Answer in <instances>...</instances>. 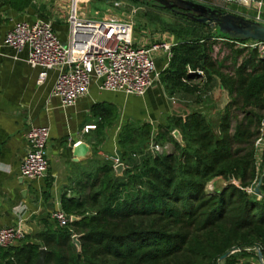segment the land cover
<instances>
[{
	"label": "trees",
	"instance_id": "16d2710c",
	"mask_svg": "<svg viewBox=\"0 0 264 264\" xmlns=\"http://www.w3.org/2000/svg\"><path fill=\"white\" fill-rule=\"evenodd\" d=\"M4 4L15 12L31 7L30 0ZM175 17L192 29L170 32L178 42L160 82L170 97H189L195 105L204 104L217 82L230 99L217 124L192 110L156 132L147 124L124 126L121 175L111 160H94L74 183L73 196L61 199L62 213L79 220L64 227L44 221L20 245L0 249V264H35L40 249L44 264H253L256 248L264 254V197L248 193L262 175L255 142L264 121V60L256 49L237 48L208 26ZM216 39L229 50L220 61L213 59ZM165 144L171 153H152L150 145ZM217 179L225 185L216 182L208 193ZM234 248L241 251L218 263Z\"/></svg>",
	"mask_w": 264,
	"mask_h": 264
},
{
	"label": "crops",
	"instance_id": "0c3cea01",
	"mask_svg": "<svg viewBox=\"0 0 264 264\" xmlns=\"http://www.w3.org/2000/svg\"><path fill=\"white\" fill-rule=\"evenodd\" d=\"M191 1L235 13L232 7L226 9L224 0ZM51 14L53 17L44 16L32 8L15 12L0 2V226L16 228L22 223L31 230L29 235L41 231L44 221L54 223L52 215L62 212V196H73L74 183L91 169L94 160L112 161L119 157L118 140L124 126L147 124L156 132L169 118H184L192 110L217 124L230 101L217 82L206 94L204 104H192L189 97H170L160 82L169 59L159 53L155 55L159 81L143 97L101 92L96 83L91 82L86 96L78 99L73 107L62 109L59 101L51 97L57 72H48L45 82L38 86L40 70L27 64V49L16 53L3 45L15 22L31 24L36 20H50L53 32L65 43L67 26L61 18L55 20L54 12ZM259 17L264 22V8ZM163 40L172 44L178 42L168 31L143 29L140 37H134L136 45L146 48ZM216 41L227 48L223 39ZM30 126L49 130L48 171L45 177L33 181L23 179L19 173L27 152L26 133ZM88 126L94 127L87 129ZM79 143L89 148V159H74L72 150ZM15 208L24 210L20 218L14 213Z\"/></svg>",
	"mask_w": 264,
	"mask_h": 264
},
{
	"label": "built area",
	"instance_id": "2783aa9c",
	"mask_svg": "<svg viewBox=\"0 0 264 264\" xmlns=\"http://www.w3.org/2000/svg\"><path fill=\"white\" fill-rule=\"evenodd\" d=\"M55 1L57 6H61L57 7L58 10L64 13L63 19L67 26L65 43H61L53 32L50 20H36L31 24L15 22L6 34L3 45L16 53L27 49V64L40 70L36 81L38 86L45 82L48 72H57L51 97L59 101L62 109L73 107L78 99L86 96L91 82H95L101 92L143 97L154 83L159 81L155 55L163 53L169 59L171 48L176 44L163 40L149 48L138 46L133 37L134 22L131 17L120 19L111 15L90 16L85 13L86 0ZM224 2L226 6H237L255 12V17L244 15V18L264 25L259 17L264 8L263 0ZM114 6L118 7L120 3H114ZM230 43L235 44L237 48L256 49L264 60V43ZM197 75L203 76V73L197 72ZM92 127L94 126L86 128ZM48 137V128L29 127L26 133L27 152L19 168L23 179L33 181L46 176L49 167ZM255 146L260 165L264 161V121ZM150 149L159 152V146L150 145ZM112 162L114 167L121 164L118 156L113 158ZM216 182L222 180H214L211 182L212 186ZM252 189H248L249 194L253 193ZM14 213L20 218L24 210L15 208ZM52 218L59 227H64L70 222V217H66L62 212H55ZM24 237L25 234L18 227L0 226V249L14 247L22 242Z\"/></svg>",
	"mask_w": 264,
	"mask_h": 264
},
{
	"label": "water",
	"instance_id": "95a60500",
	"mask_svg": "<svg viewBox=\"0 0 264 264\" xmlns=\"http://www.w3.org/2000/svg\"><path fill=\"white\" fill-rule=\"evenodd\" d=\"M140 2H147L153 8L159 9L161 11H168L173 15L183 17L188 21L206 25L209 27L210 31L215 35L225 37L228 41H253L264 43V25L260 22L250 20L241 16H236L232 13L226 11H220L215 8H210L204 6L200 3L193 2L191 0H138ZM174 139L182 144L181 136L178 131L172 132ZM155 155L156 152L152 150ZM72 155L75 160H85L89 159L90 150L83 144H77L73 150ZM117 176H120L124 170L122 164L114 167ZM262 175L258 178L255 186L252 189L254 195L258 197H264L260 191L262 185V180L264 177V161L261 169ZM79 219L75 217L70 218V222L77 221ZM18 228L25 234L29 235L31 230L24 224L20 223ZM72 242L77 250L78 255L81 252V244L79 242L78 236L72 237ZM240 248H234L226 252L223 256L218 259V263L224 262L230 256L240 252ZM256 261L258 264H264L263 252L260 248L255 249ZM46 250L40 249L39 257L35 264H44Z\"/></svg>",
	"mask_w": 264,
	"mask_h": 264
},
{
	"label": "rangeland",
	"instance_id": "374dc122",
	"mask_svg": "<svg viewBox=\"0 0 264 264\" xmlns=\"http://www.w3.org/2000/svg\"><path fill=\"white\" fill-rule=\"evenodd\" d=\"M5 1L6 0H0V2H2L3 4ZM30 2H31L30 8H32L37 13L43 14L44 16L48 15L53 17V14H51V12H54L55 20L58 18L64 20L63 11H59L57 8L61 6H57L55 0H30ZM114 3H120V6L115 7ZM230 7H232L233 11L236 14L253 17V12L248 9L237 6H227L226 9ZM85 13L90 16H94L96 14L99 17L111 15L118 17L120 19H126L131 17L135 24V26L133 27L134 37L135 36L140 37L143 29L145 30L148 29L151 31L157 30L163 32L182 31V33L191 31L190 30L191 27H189L185 21L176 18L175 17L176 15H173L171 13H166L165 11H161L159 9H155L151 5H136L128 0H86ZM215 47L216 48L214 49V53H213L214 60L220 61L222 58L229 56L228 48H223L222 45H220L219 43H216ZM240 60L241 58L239 59V61ZM162 152L171 153L172 152L171 145L165 144L164 147L159 146L158 153H162ZM214 187L216 186H212V184L209 183L206 186V191L210 193L214 190ZM252 252L254 253L253 250ZM252 262L253 264H257L255 260H252Z\"/></svg>",
	"mask_w": 264,
	"mask_h": 264
},
{
	"label": "flooded vegetation",
	"instance_id": "af4514ba",
	"mask_svg": "<svg viewBox=\"0 0 264 264\" xmlns=\"http://www.w3.org/2000/svg\"><path fill=\"white\" fill-rule=\"evenodd\" d=\"M150 5V4H149Z\"/></svg>",
	"mask_w": 264,
	"mask_h": 264
}]
</instances>
